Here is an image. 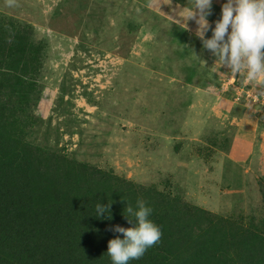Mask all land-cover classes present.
Listing matches in <instances>:
<instances>
[{
  "label": "rangeland",
  "instance_id": "obj_1",
  "mask_svg": "<svg viewBox=\"0 0 264 264\" xmlns=\"http://www.w3.org/2000/svg\"><path fill=\"white\" fill-rule=\"evenodd\" d=\"M222 2L213 0L214 19ZM178 3L0 0V21L28 22L48 45L32 140L208 210L260 219L264 86L215 69L194 22L173 24Z\"/></svg>",
  "mask_w": 264,
  "mask_h": 264
},
{
  "label": "trees",
  "instance_id": "obj_2",
  "mask_svg": "<svg viewBox=\"0 0 264 264\" xmlns=\"http://www.w3.org/2000/svg\"><path fill=\"white\" fill-rule=\"evenodd\" d=\"M47 46L28 22L0 21V264H110L107 242L123 234L109 229L131 226L122 211L137 199L162 235L129 264H264V217L214 212L32 140ZM97 200L112 201L111 220L93 215Z\"/></svg>",
  "mask_w": 264,
  "mask_h": 264
},
{
  "label": "clouds",
  "instance_id": "obj_3",
  "mask_svg": "<svg viewBox=\"0 0 264 264\" xmlns=\"http://www.w3.org/2000/svg\"><path fill=\"white\" fill-rule=\"evenodd\" d=\"M212 9L213 0H184L183 5L178 3L173 9L175 15L170 18L184 30L189 21L194 22L193 35L200 40L202 50H208L215 58V69L225 68L232 77L264 86V0H223L219 18L210 23ZM209 31L211 35L207 36ZM111 203L97 200L93 215L111 220ZM152 211L143 199H137L134 206L127 201L122 215L131 226L110 227V231L123 234V238L115 236L107 242L105 254L110 264H129L160 240L161 229L151 219Z\"/></svg>",
  "mask_w": 264,
  "mask_h": 264
},
{
  "label": "crops",
  "instance_id": "obj_4",
  "mask_svg": "<svg viewBox=\"0 0 264 264\" xmlns=\"http://www.w3.org/2000/svg\"><path fill=\"white\" fill-rule=\"evenodd\" d=\"M233 78H234V80H235L236 77H233Z\"/></svg>",
  "mask_w": 264,
  "mask_h": 264
}]
</instances>
